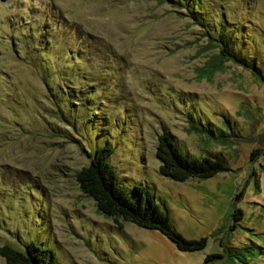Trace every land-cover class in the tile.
I'll list each match as a JSON object with an SVG mask.
<instances>
[{"label":"rangeland","instance_id":"obj_1","mask_svg":"<svg viewBox=\"0 0 264 264\" xmlns=\"http://www.w3.org/2000/svg\"><path fill=\"white\" fill-rule=\"evenodd\" d=\"M188 1L0 0V244L33 240L59 264H264V81L217 54L222 34L264 74V0ZM43 25L51 43L31 60L19 27ZM75 30L94 38L67 54ZM161 131L227 169L160 174ZM100 145L130 197L146 186L171 226L205 245L180 250L101 214L74 178Z\"/></svg>","mask_w":264,"mask_h":264},{"label":"trees","instance_id":"obj_2","mask_svg":"<svg viewBox=\"0 0 264 264\" xmlns=\"http://www.w3.org/2000/svg\"><path fill=\"white\" fill-rule=\"evenodd\" d=\"M175 1L177 2L178 0ZM183 1L184 6L188 5V0ZM189 10L187 12L195 18L192 9L189 8ZM24 27H19V34L24 38L21 41L24 46L27 45L24 50L30 51L31 60L36 55V57L38 55L42 57L48 50V44L51 43L45 37L46 35L50 37L52 34L46 32L47 27L45 25L39 28L35 35L27 31L22 32ZM75 35L76 43L74 45L71 42L68 43L70 47L66 51L67 54L84 52L81 47L89 46L90 42H84L83 40L94 38L88 32L85 33L80 30H75ZM84 35H86L85 38ZM217 42L219 44V51H217L219 60L227 59L239 64L264 81V74L260 72L255 61L246 59L240 53V44L236 45L234 39L230 40L228 38L225 40L221 34ZM36 50L37 52H35ZM17 51L20 56H23V52L21 53L20 49ZM74 57L77 58V56ZM65 101L66 99L63 102ZM201 131L207 132L212 137H219L218 135L213 136L214 133L208 128H204ZM222 133L221 130L218 131V134ZM112 150L110 145H100L95 147L92 152L87 151L86 155L89 158L87 164L81 166L74 173L78 187L86 196L93 200L97 210L101 214L116 220L118 225H120L118 220L120 218L142 227L156 229L180 250L192 251L202 248L205 245V237L202 236L198 239L185 238L178 230L172 227L168 214L159 208L146 186L134 184L132 186L133 198L124 191L117 182L114 168L107 160ZM154 156L158 160V172L174 180H184L188 177L204 179L216 172L227 169L226 164L215 154L206 153L199 157L185 154L177 147L170 134L166 131H161L156 136ZM214 255V253H211L207 254L206 257ZM0 256L5 264H59L50 247L42 246L33 240L24 242L21 249H16L7 242L1 243Z\"/></svg>","mask_w":264,"mask_h":264}]
</instances>
